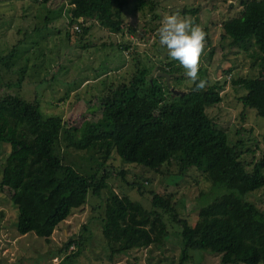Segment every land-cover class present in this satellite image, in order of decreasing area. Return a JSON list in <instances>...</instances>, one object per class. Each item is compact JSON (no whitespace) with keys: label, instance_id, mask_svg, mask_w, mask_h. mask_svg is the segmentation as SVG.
<instances>
[{"label":"trees","instance_id":"1","mask_svg":"<svg viewBox=\"0 0 264 264\" xmlns=\"http://www.w3.org/2000/svg\"><path fill=\"white\" fill-rule=\"evenodd\" d=\"M126 2L67 0L65 43L82 52L91 50V39L84 40L95 25L119 32L120 11ZM48 23L42 28L46 29ZM224 24L229 44L245 49L252 40L255 46L249 55L257 60L258 76L238 77L231 79V83L243 87L244 93L238 97L242 110L253 109L256 116L264 118V0H240L238 14ZM53 28L58 36L59 29ZM40 30L33 29L35 33ZM201 32L205 36L206 29ZM54 42L60 45L59 41ZM27 45L32 55L29 47L34 43L23 38L0 55V69L16 73L18 87L24 78L22 67H13ZM110 45L101 43L98 47ZM212 50L206 55L208 60ZM53 56L52 62L57 61ZM64 60L70 62L68 57ZM163 60L159 58L160 62ZM145 64L136 66L131 75L115 74L107 82L103 78L94 80L93 92L89 86L92 95L82 100V110L89 112L90 117L76 123L62 119L60 110L44 113L35 99L39 93L31 91L25 98L9 92L13 85L8 80L0 85V145L9 148L1 166L0 187L12 190L10 201L17 212L16 233L32 232L48 241L52 230L86 203L89 193L92 200L87 202L96 210L90 218L99 221L103 248L109 258L129 256L151 244L160 245L167 234L165 215L168 222L177 224L181 237L178 264L192 257L193 251L219 254L220 264H264V210L245 198L264 186V152L246 162L245 155L255 151L243 149L241 138L228 141L225 126L218 125L206 112L205 107L220 101L218 91L223 82L209 81L195 66L193 76L187 77L183 68L171 61H163L161 66L152 63L153 67ZM230 70L225 68L223 72ZM198 72L201 75L196 76ZM157 73L167 74V80ZM179 79L191 80V84L183 90L175 89ZM58 138L65 149L91 159L93 169L85 174L63 163ZM111 151L121 162L150 172L184 176L192 167L200 171L209 187L193 225L177 217L171 195L147 190L141 180L128 181L122 172H118L121 183H115V178L102 168ZM168 165H173V169L169 170ZM111 184H116L120 192L112 191ZM102 189L106 190L103 194ZM146 193L150 195L148 199L143 196ZM94 197L98 203H93ZM100 202L104 203L101 215L97 213ZM85 230L87 226L81 225L79 233L69 234L62 242L53 255L63 256L60 264L80 254Z\"/></svg>","mask_w":264,"mask_h":264},{"label":"rangeland","instance_id":"2","mask_svg":"<svg viewBox=\"0 0 264 264\" xmlns=\"http://www.w3.org/2000/svg\"><path fill=\"white\" fill-rule=\"evenodd\" d=\"M142 1L140 4L139 0H127L120 11L122 23L119 32H109L97 25L90 28L84 41L88 42L91 39V50L83 49L81 52L72 49L64 41L67 0H0V55L6 53L10 45L21 38L26 42L34 43L29 47L32 55H29V45H27V50L22 51L21 57L16 59L17 65L13 67H22L24 78L19 87L15 78L17 74L9 73L4 69H0V85L8 80L13 85V89L9 92L11 94L17 92L25 95V98L32 92L39 93L35 99L44 113H57L60 110L58 113L62 119L76 123L84 117H90L89 112L82 110V103L92 95L89 91L91 83L96 79L103 78L107 82L117 75H131L136 66L145 63L161 66L163 61L180 65L184 74L191 77L195 66L203 72L202 75L200 72L194 73L196 76L201 75L211 82H223L218 91L220 101L211 107L208 106L209 108L205 107L206 112L218 125L225 126L227 140L229 138L232 143L241 138L245 145L243 149L248 147L255 151L252 155H245L246 162L259 157L261 151L264 152V118L256 116L253 109L242 110L238 97L244 93L243 87L231 83V79L238 77H257L260 70L255 57L249 55L255 48L251 44L252 40L246 44L245 49L236 44H229L224 23L238 14L240 0ZM46 21L49 23L46 29H43L42 25ZM53 27H59L58 36ZM34 28L41 30L35 33ZM204 28L205 36L201 32ZM221 34L224 36L221 37ZM54 41H59L60 45H55ZM101 43L111 45L98 47ZM53 46L55 47L51 48ZM165 47L178 51L167 52ZM210 49H213V53L208 60L206 55ZM176 52L180 54L176 56L170 54ZM54 54L57 61L52 62ZM51 56L53 57L50 60ZM65 57H68L70 62H65ZM159 58L164 60L160 62ZM54 64L55 69H53ZM225 68L231 70L224 73ZM50 75L53 76L52 79ZM172 82L174 83V80ZM99 83L101 82L98 81L96 84ZM175 83H177L175 89L183 90L184 86L191 84V80L183 82L179 79ZM67 84L70 86L67 87ZM257 87H261V84L257 83ZM91 90L93 92L92 87ZM57 145L59 154L64 156L63 163L71 165L80 173L87 174L93 169L94 163L91 159H83L81 152L75 153L65 149L60 138ZM8 150L6 144L0 145V172ZM111 152L102 168L115 178V183H121L118 172H122L128 181L141 180L147 190L171 195L177 217L185 219L188 225H193L197 208L203 203L202 199L206 197V190L209 187V183L203 179L200 171L192 167L184 176L164 175L167 173L150 172L139 166L123 163L114 151ZM168 168L172 170L173 165H168ZM110 188L115 193L120 192L116 184H111ZM105 191L103 190L102 194ZM11 194L10 188L0 187V264H60L63 256L53 255L69 234L80 232L81 225L87 226V231L83 232L82 250L75 259L64 260L62 264H178L179 262L181 237L177 224L168 222L165 215L163 219L167 234L160 245L151 244L146 248L135 250L129 256L109 258L106 255L107 250L103 248L99 221L90 218L95 215L96 210H92V205L87 202L92 200L89 193L86 195V203L74 209L63 222L58 224L52 230L48 241L36 237L32 232L23 235L16 233L14 226L17 212L10 201ZM143 196L147 199L150 197L148 193ZM245 198L264 210V186L246 194ZM93 203H98L96 197L93 198ZM103 204V202L98 204L99 215ZM193 252L192 257L183 264H220L219 254Z\"/></svg>","mask_w":264,"mask_h":264},{"label":"water","instance_id":"3","mask_svg":"<svg viewBox=\"0 0 264 264\" xmlns=\"http://www.w3.org/2000/svg\"><path fill=\"white\" fill-rule=\"evenodd\" d=\"M165 51L167 52H174V51H178L177 49H170L169 47H165ZM157 75H163L165 77V80H167L168 75L165 73H157ZM173 93H180L182 94V91H177V90H172Z\"/></svg>","mask_w":264,"mask_h":264}]
</instances>
